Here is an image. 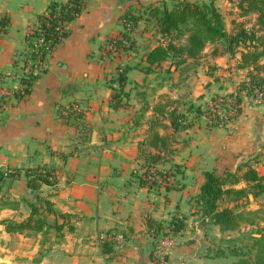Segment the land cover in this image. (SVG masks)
<instances>
[{"label": "crops", "instance_id": "obj_1", "mask_svg": "<svg viewBox=\"0 0 264 264\" xmlns=\"http://www.w3.org/2000/svg\"><path fill=\"white\" fill-rule=\"evenodd\" d=\"M67 1L0 0V76L27 50L36 17L51 3ZM163 1L173 4L87 0L82 15L66 26L67 37L45 56L42 73L24 96L0 113V173L17 171L4 181L0 197L18 206L0 210V221L20 222L29 216L28 203L35 194L24 172L44 167L53 171L56 184L43 185L38 195L64 215L49 216L47 222L67 223L57 238L53 229L45 237L26 236L9 234L0 224V264H159V252L165 264L236 262L229 255L216 256L223 251L219 242L224 234L192 216L190 200L199 193L206 171L222 176L252 167L264 176V103L239 90L250 68H239L240 55L229 56L221 44H206L198 58L181 65L171 60L146 63L145 54L166 43L153 23L140 21L128 28L122 17ZM188 1L212 3L229 34L256 23L255 15H239L238 0ZM115 41L121 42L120 48L112 47ZM259 64L264 67V58ZM119 71L121 86L116 81ZM13 84L7 79L3 85L10 89ZM116 90L122 92V106L114 109ZM218 95L239 100L237 113L222 127L211 124L203 109ZM73 105L83 113L70 112ZM174 110L186 118V129L171 127L169 113ZM151 121L168 141L161 168L177 165L182 172L171 177L176 188L169 192L141 188L132 177L140 167L138 144L146 139ZM245 187L244 182L233 186ZM255 202L249 196L246 210L258 209L252 207ZM174 216L187 217L185 229L154 243L147 220L169 221Z\"/></svg>", "mask_w": 264, "mask_h": 264}, {"label": "trees", "instance_id": "obj_2", "mask_svg": "<svg viewBox=\"0 0 264 264\" xmlns=\"http://www.w3.org/2000/svg\"><path fill=\"white\" fill-rule=\"evenodd\" d=\"M172 1L171 6H167L164 1L158 5H142L140 14L128 11L122 17L123 25L128 28L140 21L153 23L157 34L166 43L165 46L157 45L148 51L145 54L146 63L152 66L171 60L176 65H181L186 59L198 58L206 44L218 43L229 56L240 55L239 68H250L247 82L242 83L239 90L246 92L251 98L255 91L264 94V67L259 64L264 58V0H238L239 15L241 17L255 15L256 23L250 28L240 25L231 34L226 32L223 17L212 3ZM86 2L87 0H68L66 3H51L45 13L38 15L34 21L36 29L26 38V47L30 50L27 57L35 58L39 54L43 61L45 56L67 37L66 26L82 15ZM40 38L48 44V48L41 46L35 52L32 50L33 46ZM120 43L115 41L112 47L120 48ZM33 80L26 83L29 85ZM116 81L120 86L124 82L123 71L118 72ZM121 96V90H116L111 100L114 109L122 106ZM158 112L163 113V107L158 108ZM169 119L174 131L186 129L188 126L184 115L175 110L169 113ZM149 124L146 139L138 144L137 159L140 162L139 169H142L143 173L141 175L132 173V177H137V183L141 188L154 192H159L160 189L169 192L176 188L171 177L180 176L182 172L177 165L167 171L160 168L163 158L161 153L166 152L168 141L167 138L160 137L156 131L157 122L151 121ZM151 149L157 152L153 154ZM15 172L17 171L0 173V193L3 192L4 181L11 179ZM24 173L28 188L35 194L34 202L28 203L30 214L23 221L6 219L0 221V224L9 234L26 236L41 234L45 237L48 231L53 229L55 238L61 236V231L67 223H58L56 220L50 225L47 218L54 216L56 219H64V215L57 213L49 201L38 195L43 185L56 184L53 171L37 167L27 169ZM203 177L204 182L199 193L190 200L192 216H199L203 223L217 226L222 234L235 232L241 225L258 228L245 236L248 242L244 247L238 249L233 246L234 242L231 243L232 241L228 239L225 243H228L226 247L228 249L218 250L216 256L229 255L239 258V261L233 264H264V205L254 211L246 210L249 196H252L254 201L264 198V176L258 175L254 168L247 167L243 172L241 169L234 173L227 171L222 176H218L214 171H206ZM241 182L246 183L245 188H233ZM17 207L16 203L0 197V210ZM186 220L187 217L184 216H174L169 221L148 219V232L156 243L162 236L168 234L175 236L181 233L186 227Z\"/></svg>", "mask_w": 264, "mask_h": 264}, {"label": "built area", "instance_id": "obj_3", "mask_svg": "<svg viewBox=\"0 0 264 264\" xmlns=\"http://www.w3.org/2000/svg\"><path fill=\"white\" fill-rule=\"evenodd\" d=\"M36 29V26H33L30 29L31 33ZM40 32V30H38ZM43 40L40 38L37 40L33 46V51H37L39 47H47ZM48 48V47H47ZM46 48V49H47ZM30 50H26L20 58L16 59V63L12 66V70L9 73L0 76V113L9 109L12 104H14L22 95H25L28 84L26 82L36 79L43 71V61L40 59V55L37 54L35 58H28L27 53ZM10 79L14 82L13 86L10 89L4 87V81ZM253 100L257 104L264 103V94L255 91ZM209 111L207 117L211 124H215L219 127L226 126L229 121L237 113L239 105L234 96H213L208 101ZM84 109L78 105H73L70 107V112L74 115L82 114ZM67 114V113H64ZM108 240H115L114 236H109ZM159 264H165L161 252L158 254Z\"/></svg>", "mask_w": 264, "mask_h": 264}, {"label": "rangeland", "instance_id": "obj_4", "mask_svg": "<svg viewBox=\"0 0 264 264\" xmlns=\"http://www.w3.org/2000/svg\"><path fill=\"white\" fill-rule=\"evenodd\" d=\"M203 109H204V111L206 113H208V111H209L208 103L204 105ZM161 167L164 168V166H161ZM138 169L136 170V175H141L143 173V171H142V169H139V170ZM164 171H167V169L164 170ZM263 199H259L258 201H256L255 202L256 204L255 203L252 204L253 205L252 207L253 208L259 207L260 208L261 205H264V200ZM257 229L258 228H249V227H246L244 225H241L240 228L237 231L230 232V233H225L224 236L221 238V240L219 242V245H220V247H223V249H228V248H226V247H228V243L227 244H225V243L227 242L228 239H230V241H232L231 243L234 242L233 246H235L238 249H241L242 247H244L247 244L246 242H248V240L245 238V236L248 235L251 232H255ZM45 250H43L42 252L38 253V255L36 256V258L34 260V263L39 262L40 258L42 257V254L45 252ZM235 261L238 262L239 258H235Z\"/></svg>", "mask_w": 264, "mask_h": 264}]
</instances>
